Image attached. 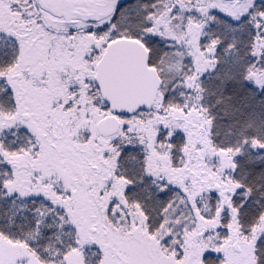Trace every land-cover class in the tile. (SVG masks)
<instances>
[{
    "label": "snow or ice",
    "instance_id": "6c2138e0",
    "mask_svg": "<svg viewBox=\"0 0 264 264\" xmlns=\"http://www.w3.org/2000/svg\"><path fill=\"white\" fill-rule=\"evenodd\" d=\"M0 264H264V0H0Z\"/></svg>",
    "mask_w": 264,
    "mask_h": 264
}]
</instances>
